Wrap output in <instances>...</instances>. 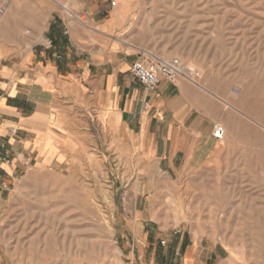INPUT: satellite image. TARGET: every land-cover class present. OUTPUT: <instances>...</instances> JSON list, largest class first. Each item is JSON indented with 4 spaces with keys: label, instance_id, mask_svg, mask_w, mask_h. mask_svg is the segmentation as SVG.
<instances>
[{
    "label": "rangeland",
    "instance_id": "rangeland-1",
    "mask_svg": "<svg viewBox=\"0 0 264 264\" xmlns=\"http://www.w3.org/2000/svg\"><path fill=\"white\" fill-rule=\"evenodd\" d=\"M109 4L125 47L181 60L195 86L226 102L213 109L225 138L196 174L139 173L148 168L90 143L17 175L0 194V264H116L127 224L150 210L136 196L150 184L162 186L157 213L216 248L222 264H264V0Z\"/></svg>",
    "mask_w": 264,
    "mask_h": 264
},
{
    "label": "crops",
    "instance_id": "crops-1",
    "mask_svg": "<svg viewBox=\"0 0 264 264\" xmlns=\"http://www.w3.org/2000/svg\"><path fill=\"white\" fill-rule=\"evenodd\" d=\"M3 1L0 144L9 163L1 162L7 189L0 194L17 175L68 160L90 143L154 175L196 174V163L213 157V109L226 102L185 79L145 92L131 75L142 51L115 37L124 25L109 0ZM161 188L138 189L137 201L150 210L127 224L116 264H222L216 248L157 213Z\"/></svg>",
    "mask_w": 264,
    "mask_h": 264
},
{
    "label": "built area",
    "instance_id": "built-area-1",
    "mask_svg": "<svg viewBox=\"0 0 264 264\" xmlns=\"http://www.w3.org/2000/svg\"><path fill=\"white\" fill-rule=\"evenodd\" d=\"M4 1L0 0V15L5 13L3 8ZM115 2L111 3V6L114 7ZM80 22H83L82 18H78ZM68 32H66L67 34ZM50 48H53V43L48 42ZM141 56L144 59L136 61L131 68L132 77L143 87L144 91L147 93H152L157 90V88L163 83L167 82L169 84H176L180 79H185L191 83H195L194 79L198 77L196 71L190 69L185 65L181 60L177 58H162L160 56L142 52ZM238 93V90H235ZM144 111H149V104L145 103ZM226 130L225 127L221 124H216L213 128V138L215 140L221 141L225 138ZM5 147L0 144V167L1 162L4 160L9 163L8 160L3 159L1 156V151ZM7 189L6 186L0 187V190ZM161 245L166 246L165 242H161ZM133 264V263H130Z\"/></svg>",
    "mask_w": 264,
    "mask_h": 264
},
{
    "label": "bare ground",
    "instance_id": "bare-ground-1",
    "mask_svg": "<svg viewBox=\"0 0 264 264\" xmlns=\"http://www.w3.org/2000/svg\"><path fill=\"white\" fill-rule=\"evenodd\" d=\"M190 69H192V70H194V68L192 67V68H190ZM195 81V83L194 84H197L198 85V82H196V80H194ZM202 87V86H201ZM203 89H206L205 87H202Z\"/></svg>",
    "mask_w": 264,
    "mask_h": 264
}]
</instances>
